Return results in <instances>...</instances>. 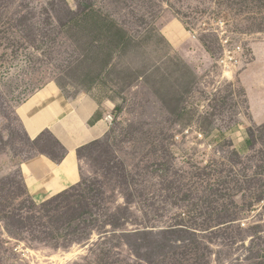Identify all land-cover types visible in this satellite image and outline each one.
<instances>
[{
    "label": "rangeland",
    "instance_id": "1",
    "mask_svg": "<svg viewBox=\"0 0 264 264\" xmlns=\"http://www.w3.org/2000/svg\"><path fill=\"white\" fill-rule=\"evenodd\" d=\"M258 45L264 0H0V264H264ZM50 85L104 103L111 132L72 206L38 212L17 107Z\"/></svg>",
    "mask_w": 264,
    "mask_h": 264
},
{
    "label": "crops",
    "instance_id": "2",
    "mask_svg": "<svg viewBox=\"0 0 264 264\" xmlns=\"http://www.w3.org/2000/svg\"><path fill=\"white\" fill-rule=\"evenodd\" d=\"M255 53L258 61L250 67L260 70L264 67V46L255 47ZM262 80L259 84L263 85ZM260 96L264 101V89ZM108 110L91 95L69 96L55 85L17 107V120L29 146L21 156L18 175L38 212H51L59 204L72 206L81 196L87 174L83 152L109 136Z\"/></svg>",
    "mask_w": 264,
    "mask_h": 264
},
{
    "label": "built area",
    "instance_id": "3",
    "mask_svg": "<svg viewBox=\"0 0 264 264\" xmlns=\"http://www.w3.org/2000/svg\"><path fill=\"white\" fill-rule=\"evenodd\" d=\"M210 21H212L211 26L210 25L208 26V24L206 26L210 27V29L212 27L213 30L211 31L216 35H219L222 43L221 45L223 46V50H224L223 52L224 59L221 62H218L219 66L223 68L231 69V67L233 68L239 65L240 62L239 56L243 54L245 51L241 46H237L235 43H232L233 35L227 31V24L225 22H222L221 20H210ZM106 119L109 120L111 119V117H107ZM210 148H212V146H210Z\"/></svg>",
    "mask_w": 264,
    "mask_h": 264
},
{
    "label": "bare ground",
    "instance_id": "4",
    "mask_svg": "<svg viewBox=\"0 0 264 264\" xmlns=\"http://www.w3.org/2000/svg\"><path fill=\"white\" fill-rule=\"evenodd\" d=\"M75 254L74 253H72V254H70V255H68L67 257H66V259H71L72 258V256H74ZM62 260V259H61ZM63 261H65V259L63 260Z\"/></svg>",
    "mask_w": 264,
    "mask_h": 264
}]
</instances>
